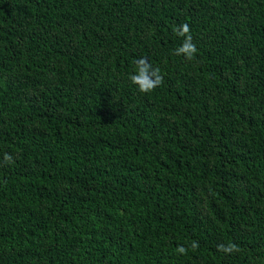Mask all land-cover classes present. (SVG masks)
I'll list each match as a JSON object with an SVG mask.
<instances>
[{"label": "trees", "instance_id": "1", "mask_svg": "<svg viewBox=\"0 0 264 264\" xmlns=\"http://www.w3.org/2000/svg\"><path fill=\"white\" fill-rule=\"evenodd\" d=\"M0 264H264V0H0Z\"/></svg>", "mask_w": 264, "mask_h": 264}, {"label": "clouds", "instance_id": "2", "mask_svg": "<svg viewBox=\"0 0 264 264\" xmlns=\"http://www.w3.org/2000/svg\"><path fill=\"white\" fill-rule=\"evenodd\" d=\"M173 31L178 37H182V44L174 49L173 54L177 56H184L187 60H193L198 52L196 44L193 42L191 29L188 23H183L180 26L174 27ZM136 70L130 75L131 82L138 87L140 92H151L164 82V76L158 66H153L147 57H141L134 61ZM3 163H14V158L9 153L3 154ZM191 250L195 251L199 248L197 241L191 242ZM217 249L224 253L238 252L239 246L235 243H221L217 245ZM177 253L186 255L189 251L188 248L181 245L176 249Z\"/></svg>", "mask_w": 264, "mask_h": 264}]
</instances>
